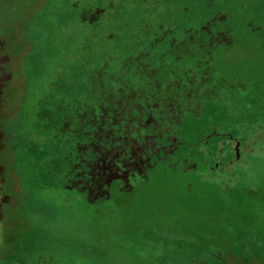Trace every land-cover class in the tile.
<instances>
[{"label":"rangeland","instance_id":"374dc122","mask_svg":"<svg viewBox=\"0 0 264 264\" xmlns=\"http://www.w3.org/2000/svg\"><path fill=\"white\" fill-rule=\"evenodd\" d=\"M154 2L161 8L160 0H0V260L221 264L226 254L222 264H264V67L240 87L210 89L199 114L194 106V116L167 125L173 140L145 156H133L145 154L133 144L144 136L130 131L138 122L122 119L115 136L107 126L121 115L113 67L139 58L140 40L149 50ZM211 3L242 33L248 21L264 25V0ZM177 8L179 17L190 10ZM228 64L224 75L241 58Z\"/></svg>","mask_w":264,"mask_h":264},{"label":"flooded vegetation","instance_id":"af4514ba","mask_svg":"<svg viewBox=\"0 0 264 264\" xmlns=\"http://www.w3.org/2000/svg\"><path fill=\"white\" fill-rule=\"evenodd\" d=\"M178 9L174 8V11L182 13ZM171 10L173 9L168 7L157 8L156 3L154 4L152 18L154 20L153 28L155 34L150 39L149 50L144 47V41L140 40L136 47L139 50V58L136 59V56H134L135 59L131 63L123 61L117 69L113 67L112 70L114 79L112 83L124 81L126 86L121 87L119 85L114 88L115 84H110L113 104L121 103V115L118 121L114 118H107V126H113L112 134L115 136L117 135L116 131L120 128L118 122L120 123L122 119L127 123L138 122L135 128L132 125L130 131L135 130L136 135L144 136L142 139H136L133 144L136 146L138 144L141 147L140 151L143 150L145 154H133V156H145L154 149L158 150V148L165 147L168 140H173V138H168L165 135V132L169 134L168 127H178L180 118L183 117L182 115L194 116V106H196V113L199 114L200 106H204L212 98L213 94L211 97L208 95V99L204 101L196 100L199 95L208 93L210 89H213V85H211L212 77L209 72L206 74L202 69H193L189 72L186 69V60H188L187 63H191V60L187 59L186 55L193 54L195 50L191 49L194 48L193 46L189 48L192 38L197 40L196 48H198V51L200 52L203 49L204 53L213 46L215 39L218 41L215 43L222 45L223 48H227L229 45L227 37L223 36L220 38L221 35L219 33H216L215 37H208V34L211 33L208 30V21L201 23L200 20L191 19L187 28H185L184 24L181 27H177L175 25L177 21L172 15V23L177 28L176 30L170 29L167 24V17ZM216 19L222 20L224 17L217 16ZM85 27L84 29L86 30L88 27ZM93 27L94 25L91 28L93 29ZM82 31L80 30L79 32L82 33ZM195 31L194 36L189 37ZM88 32L90 31L88 30ZM86 33H82L85 38L88 37ZM170 56L174 57L171 66L180 65L181 73L174 79L171 74L167 73L169 70L167 72L164 70L167 64H170L168 62ZM202 61L204 62V60ZM196 62L193 63L196 65ZM122 64L124 66L120 68ZM119 69L121 72H119ZM127 80H131L130 84L127 83ZM1 87L3 88V85ZM171 95H173L172 99H170ZM107 115L109 116L108 112ZM115 139V137L112 139L106 138L105 142L109 146H113ZM119 140L121 143L117 142V140L116 143L121 147L123 139L118 138ZM148 141H153L154 143L150 148L148 147L150 145ZM130 155L131 153H126L125 151L121 156H126V159L129 160L131 159ZM135 183L138 185L140 181L135 179ZM219 259H222V257H219Z\"/></svg>","mask_w":264,"mask_h":264},{"label":"trees","instance_id":"16d2710c","mask_svg":"<svg viewBox=\"0 0 264 264\" xmlns=\"http://www.w3.org/2000/svg\"><path fill=\"white\" fill-rule=\"evenodd\" d=\"M186 2L188 4H186ZM180 3L184 6L190 7V10L185 14L184 17H179L180 14L176 13L174 11V8L180 7ZM160 6L161 8H171L173 10L170 11L168 17H167V24L170 26L169 28L172 30H176L178 26H182L184 24L185 28L188 27L191 19L200 20L201 23H205L208 21V30L211 32L208 34V37H215L216 33H219L222 38L223 36L227 37V41H229V45L227 48H223L222 45H217L215 42H218L215 39V42H213V46L208 49L206 53H204V50L202 49L200 52L198 51V48H196V42L197 40L195 38H192L190 41V47H194L191 49H195L193 54H188L186 57L187 59H190L191 63H187L188 60H186V69L193 70V69H202L206 74L208 72L210 73L212 77V83L213 89H221V88H237L240 87V85L244 82V78H246L245 82H251L249 80L250 77L249 74H246V72H256L258 73V70L256 69L257 66L264 67V43L259 40V34L262 35V30L264 31V25L262 27H258L254 25L253 23H250L249 21L245 23V33H242L238 27L240 26V23L234 19L230 13L223 7L215 5L213 3L208 4V0H160ZM196 4H199L200 8L195 7ZM193 6V7H192ZM186 14H190L189 16ZM175 18V26L172 23V17ZM219 16L221 18L224 17L222 20L216 19V17ZM254 18L257 21H262L263 17L260 18V16H255V13L252 14ZM215 19V20H214ZM215 21V22H214ZM200 30V29H199ZM193 32L190 34L189 37H193ZM206 37L204 38L205 41ZM239 55L241 58L242 65L238 67H231L230 73L227 75H224L223 71L221 70V66L224 64H228L231 57ZM174 57L170 56V59L168 58V62L170 64H167L166 68L164 69L167 73L172 75V78H176L179 76L180 72V65L177 64V66H171L172 59ZM204 60V62L202 61ZM198 61V62H196ZM196 62V65L193 63ZM232 64H228V67H230ZM255 73V74H256ZM254 74V75H255ZM257 75V74H256ZM256 75L252 78H256ZM214 79H222V83L218 84L217 81H214ZM242 79V81H241ZM237 81L238 83L234 85L231 81ZM228 83V84H227ZM208 99V93H204L198 96L196 99L197 101H204ZM89 239V238H88ZM90 240V239H89ZM110 241L108 240V243L106 245V248L103 247V255L101 257L107 256L106 251L111 249L109 245ZM88 245H90L93 252L99 253V251L102 249L98 244L94 245L90 241H88ZM99 250V251H98ZM4 258V259H3ZM0 260V264H9L10 260H13L12 258H9L4 256ZM6 258V259H5Z\"/></svg>","mask_w":264,"mask_h":264},{"label":"crops","instance_id":"0c3cea01","mask_svg":"<svg viewBox=\"0 0 264 264\" xmlns=\"http://www.w3.org/2000/svg\"><path fill=\"white\" fill-rule=\"evenodd\" d=\"M227 255L226 254H224L223 256H222V259H220L219 260V262L220 263H224L226 260H227V257H226ZM231 259V258H230Z\"/></svg>","mask_w":264,"mask_h":264}]
</instances>
